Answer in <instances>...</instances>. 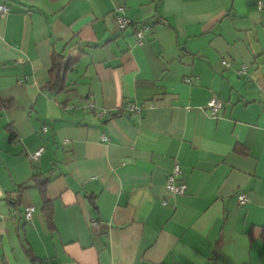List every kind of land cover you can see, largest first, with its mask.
<instances>
[{"label":"crops","instance_id":"obj_1","mask_svg":"<svg viewBox=\"0 0 264 264\" xmlns=\"http://www.w3.org/2000/svg\"><path fill=\"white\" fill-rule=\"evenodd\" d=\"M260 1L0 0V264H264Z\"/></svg>","mask_w":264,"mask_h":264},{"label":"built area","instance_id":"obj_2","mask_svg":"<svg viewBox=\"0 0 264 264\" xmlns=\"http://www.w3.org/2000/svg\"><path fill=\"white\" fill-rule=\"evenodd\" d=\"M1 11L2 12H6L7 11V7L6 6H1ZM259 8L262 10L264 9V0L260 1L259 3ZM121 11H123V8L120 9ZM119 22L121 24V26L124 28L126 26H128L131 22L126 19L125 17H119ZM149 27L148 26H143L141 27L140 29H138L137 31V36L139 38V42L141 44H143V41H144V38H145V34H146V31ZM227 66H230V63L225 61L224 62ZM247 65H245L241 72L242 73H245L246 70H247ZM91 108H94V105H91L90 106ZM208 107L210 108L211 110V114L214 118H218V113L220 112V110H222L224 108V102L222 101L221 98H219L218 96H215L211 99V101L209 102V105ZM127 109L130 111V112H137V113H142L143 111V108L142 107H139L135 104H131L127 107ZM107 112H103L102 115H106ZM46 148V146H42L40 150H38L37 152L33 153L30 155V159L31 160H38L41 155L43 154L44 152V149ZM183 175V171H182V166L178 163L176 164L175 168H174V171L172 174L169 175L168 179H167V184H166V187H167V190L170 194H184L187 190V187L185 184H183L181 182V177ZM238 198L241 202V204H245L247 201H248V197H247V194L245 193H240L238 195ZM168 200H164V203L167 204ZM36 207L34 206H29V207H26L25 210H24V214L27 218V220H32L33 217H34V214L36 212ZM15 215H17V212L15 213ZM93 224H97V221L96 220H93L92 221ZM46 264H50V263H46Z\"/></svg>","mask_w":264,"mask_h":264},{"label":"trees","instance_id":"obj_3","mask_svg":"<svg viewBox=\"0 0 264 264\" xmlns=\"http://www.w3.org/2000/svg\"><path fill=\"white\" fill-rule=\"evenodd\" d=\"M128 26H126V27H128ZM126 27H124V28H126ZM53 87H55L57 90L63 89V83L60 84V81H56ZM8 128H10V126H8ZM14 136H15V132L12 131L11 139L14 138ZM50 179L51 178H50V176H48L47 173H36L28 182L20 185L19 191L22 192L24 187L27 185H33V186L35 185L36 187H38L42 192L43 211L45 212V215H46L49 223L52 224L54 222V205H53L52 199H50L47 195V184L50 182ZM16 212L18 214L21 213L20 210H17Z\"/></svg>","mask_w":264,"mask_h":264},{"label":"rangeland","instance_id":"obj_4","mask_svg":"<svg viewBox=\"0 0 264 264\" xmlns=\"http://www.w3.org/2000/svg\"><path fill=\"white\" fill-rule=\"evenodd\" d=\"M40 208V207H39Z\"/></svg>","mask_w":264,"mask_h":264}]
</instances>
